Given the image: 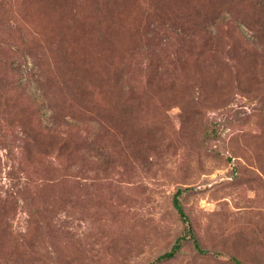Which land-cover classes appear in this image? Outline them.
<instances>
[{"label":"rangeland","instance_id":"obj_1","mask_svg":"<svg viewBox=\"0 0 264 264\" xmlns=\"http://www.w3.org/2000/svg\"><path fill=\"white\" fill-rule=\"evenodd\" d=\"M0 86V264H264V0H0Z\"/></svg>","mask_w":264,"mask_h":264},{"label":"trees","instance_id":"obj_2","mask_svg":"<svg viewBox=\"0 0 264 264\" xmlns=\"http://www.w3.org/2000/svg\"><path fill=\"white\" fill-rule=\"evenodd\" d=\"M3 87H1L0 86V92H2L3 91V89H2ZM1 96H3V95H0V97ZM4 98H1L0 99V102L1 103H5V95L3 96ZM3 113H4V115L3 116H5V119L7 120L6 122L8 123H11L12 122V120L11 119H13L14 120V116H12L7 110L4 112V111H2ZM19 123H21L22 124V122L19 120L18 121V124ZM23 126V125H22ZM65 126H67V135H69L70 133H71V131H69V130H72L73 129V127H74V125L73 124H68V125H65ZM26 133V129H24V134ZM64 133V132H63ZM66 135V136H67ZM65 137V136H64ZM33 141H34V139H33ZM28 148L26 147V149L24 148V151L26 152V154L27 153H30L28 150H27ZM182 192L180 191V190H178L175 194H174V196H173V199H172V206H173V208L176 210V212L179 214V216L182 218V219H184V220H186V218H185V214L183 213V209H182V206H181V204H180V201H179V196H180V194H181ZM3 202H1L0 201V217H3V215L5 214V209H6V207L4 206V204H2ZM5 203V202H4ZM31 216V215H30ZM31 218H32V222L33 221H35V224L34 225H37L36 224V220H37V211L36 210H34L33 211V214H32V216H31ZM0 223H1V225L4 227H6L7 226V222L6 221H0ZM2 235V234H1ZM0 245H3V244H1V238H0ZM194 246H195V248H196V250L200 253V254H204L205 253V251H203V250H200V249H197L198 247H197V245H196V243H194ZM23 247H25V244L23 245ZM180 247H181V240H177L176 242H175V244L171 247V249L168 251V252H166V253H164V254H162V255H160L159 257H157L156 258V260H155V262H161V261H167V260H170V259H173L174 257H175V255H176V253L180 250ZM27 249H32V253L33 254H36V253H34L35 251L33 250V249H36L35 248V244H34V242L33 241H31L30 242V244L29 245H27ZM233 262L235 263V264H239L240 262H238L236 259H233Z\"/></svg>","mask_w":264,"mask_h":264}]
</instances>
